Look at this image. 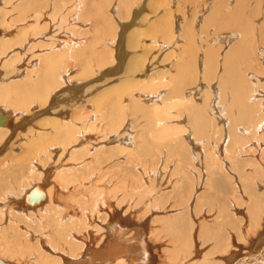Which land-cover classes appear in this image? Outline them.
<instances>
[{"label":"bare ground","instance_id":"obj_1","mask_svg":"<svg viewBox=\"0 0 264 264\" xmlns=\"http://www.w3.org/2000/svg\"><path fill=\"white\" fill-rule=\"evenodd\" d=\"M24 1L11 4L20 18L35 4L47 8L0 23L1 64L9 69L0 73V260L264 264V71L256 67L259 60L264 70V46L256 45L264 25L253 18L264 0H167L168 24L158 21L147 32L152 39L140 41L146 32L135 20L145 3L113 0L110 14L120 18L106 24L114 40L98 49V39L85 41V0ZM190 4L194 14L173 15ZM63 9L59 22L74 23L65 41L48 27ZM124 31L143 57L164 49L153 52L170 63L160 77L125 76ZM39 42L46 45L32 50ZM114 45L117 91L95 89L94 76L76 87L74 76L86 80L116 62ZM23 119L28 127L19 134Z\"/></svg>","mask_w":264,"mask_h":264},{"label":"rangeland","instance_id":"obj_2","mask_svg":"<svg viewBox=\"0 0 264 264\" xmlns=\"http://www.w3.org/2000/svg\"><path fill=\"white\" fill-rule=\"evenodd\" d=\"M3 1H5V0H1V3H0V23L2 22V21H5V24H3V26L4 27H8V26H10V20L11 21H20V20H23L25 17H28V15H31L32 13H39L40 11L39 10H41V11H43L45 8H47V4H46V2L45 3H43V6H44V8H42V3H38L37 5L35 4L34 6L37 8H35L34 6L31 8L32 10H30V11H27V12H24L25 14H23L24 15V18L22 17V18H20V16H19V11L17 12V11H15V9H12L13 8V6H15V5H12L11 6V4H12V2H14V0H6L5 2H3ZM11 1V2H10ZM67 2L69 1H71V0H66ZM96 1H100L99 3L98 2H96ZM103 1V2H102ZM143 2L142 3H145V6H143L142 7V9H141V14L139 15V17H140V19H139V17H137L136 18V20H137V22H136V20H135V23H137V25H142V27H143V30H142V32L144 33V30H145V32L146 33H144L145 35H144V37H143V35H141V36H138V37H136L137 39L139 38V41L140 40H143L144 38H148L149 37V39H152L151 37V35H149V33H147V32H149V30H151V29H154V27L155 28H157V27H159L158 26V21H160V22H162V21H165L166 22V24H168V22H167V20H168V18L166 17V15H165V10H166V2H167V0H142ZM155 3H154V2ZM4 4H3V3ZM26 2H31V0H28V1H24L23 3H26ZM223 2H226V1H223ZM264 2V1H263ZM85 4H87V7H85V11H86V14H87V10L88 9H91V10H89L91 13H90V15L88 14V15H86V16H83L84 17V20L82 19V21H83V23L84 22H86V24H87V27H86V29H84L85 31L84 32H86V33H88V34H86L85 35V41L87 40L88 42L89 41H92L93 39H98L97 40V42H100V43H98V46L96 47L97 49L98 48H101L102 46H104L105 45V43H111V39H112V41L114 40V33L113 32H110V26L109 25H114L115 26V21H114V17L115 16H117V18H118V14L117 15H115L114 17H112L113 15L112 14H110V12H111V9H110V5H113V3H115V1L113 2V0H94V2H93V0H85V2H84ZM93 4V5H90V6H88L89 4ZM154 3V4H153ZM63 4L64 3H62L61 4V6H60V8L62 9V6H63ZM84 4V5H85ZM153 4V5H152ZM39 5V6H38ZM98 5V6H97ZM103 5V6H102ZM195 4H190V5H187V6H185L184 8L182 7L181 9L180 8H175L174 9V11L173 10H171L172 12H173V15L176 17V15H178V16H181V18L182 17H184L185 16V14H184V12L187 14L188 12L190 13V12H195V10H193V7L192 6H194ZM96 6V7H95ZM99 7V10H97V8ZM112 7V6H111ZM145 7V8H144ZM153 7V8H152ZM38 8H39V10H38ZM92 8H94L93 9V12H92ZM185 8H187V9H185ZM191 8H192V10H191ZM43 9V10H42ZM103 9V10H102ZM153 9V10H152ZM262 10V14L264 13V7L263 8H261ZM38 10V11H37ZM126 10V9H125ZM124 11V10H123ZM154 11V12H153ZM17 12V13H16ZM62 12V13H61ZM57 16L58 17H56V20H54L53 21V23H52V25L50 24V22H49V25L50 26H48L49 28L50 27H52V29H51V31H55V34L56 33H58L56 36L57 37H62L64 40L63 41H65V40H67L68 38H69V36H68V33L70 34V33H72V31L68 28V27H70V25H72V24H74V23H72L71 22V20H70V22L69 21H67V23H65V22H59V18H60V20L62 19V18H64V14H65V10L63 9L62 11H61ZM1 13H2V15H1ZM17 14L16 16H15V14ZM29 13V14H28ZM64 13V14H63ZM84 13V12H83ZM93 13V14H92ZM123 13H125V12H123ZM261 13V12H260ZM28 14V15H27ZM62 14V15H61ZM101 14L102 15H106L108 18H107V22H103L102 20H101ZM194 14V13H193ZM260 15V16H258V17H253L254 19H256V22H255V24H256V26L257 25H260L261 27L264 25V15ZM5 15V16H4ZM98 15V17H96ZM108 15H110V16H108ZM190 15V16H189ZM3 17H4V19H3ZM7 17V18H6ZM190 17H191V14H188L187 15V20H190ZM88 18V19H87ZM98 18H99V20L100 21H98ZM113 18V19H112ZM120 18V17H119ZM118 18V19H119ZM148 18V19H147ZM192 18V17H191ZM93 19H94V21H93ZM196 19V18H195ZM95 20H96V22H95ZM109 20V21H108ZM147 20V21H146ZM197 20V19H196ZM196 20H193L194 22L196 21ZM216 20H218V18L216 19ZM14 21V22H15ZM110 21H111V23H110ZM131 21V20H130ZM12 23V22H11ZM55 23V24H54ZM60 23V24H59ZM64 23V24H63ZM106 23H110L109 25L108 24H106ZM156 23V25L155 26H153L152 27V24H155ZM258 23V24H257ZM13 24V23H12ZM67 24H68V26H67ZM85 24V23H84ZM93 24H95V27H92L93 26ZM218 24V23H217ZM217 24H216V22H215V24H214V29L216 30V31H218V30H220V27L219 26H217ZM14 25V24H13ZM59 25V26H58ZM62 25V26H61ZM109 27H108V26ZM64 26V27H63ZM105 26H107L106 28H108V30L105 28ZM168 26V25H167ZM260 26H258L259 28H260ZM0 27H1V24H0ZM60 27H61V29H60ZM97 27V28H96ZM150 27V28H149ZM164 27V26H163ZM96 28V29H95ZM149 28V29H148ZM1 29V28H0ZM78 29H80V28H78ZM66 30V31H65ZM88 30V31H87ZM98 30V31H97ZM105 30H107V32H105ZM224 29H221L220 31H223ZM80 31H83L82 29H80ZM75 31H73V33H74ZM98 32V33H97ZM125 32V36L126 37H124V45L122 44V51L121 52H123V54H124V57L126 58L125 60H127V61H130V63H128V67L125 69V70H123V73L125 72V76H127V77H129L130 75V78L131 77H133V76H135V75H137L138 74V76H137V78L138 77H140V76H143L144 74L143 73H145V71H147V70H149L150 71V74H148L149 76H151V73H153L152 75H156L157 76V78L158 77H160L161 76V74L160 73H163L162 71H163V65L164 66H167L166 64H170L168 61H166V63H164V61H162V60H159V59H154V57H153V52H155V50H156V55L158 54V52H159V50H160V48H161V51H163L164 52V49H162V47H160L159 45H156V46H154V49H153V52H152V54H151V57H150V53H148V54H146V55H144V56H146V57H143V55H142V53H143V49H141V48H138L139 50H137V48H134V47H131V46H129V44H128V42H127V34L129 33V31H124ZM127 32V33H126ZM97 33V34H96ZM124 34V33H123ZM105 35H108V37H107V39L105 40L104 39V37H106ZM109 35H111V36H109ZM113 35V36H112ZM149 35V36H148ZM84 37V36H83ZM109 37H111L110 39H109ZM119 37V36H118ZM66 38V39H65ZM102 39V40H101ZM136 39V41H138ZM108 40V41H107ZM154 40H156V39H154ZM130 42V41H129ZM117 43H118V39H117ZM116 43V44H117ZM260 44V45H258L257 47H263L264 46V43L260 40V41H258L257 43H256V45L257 44ZM41 44L43 45V44H45V43H42V42H39V43H37V44H35L34 46H36V47H33V45L31 46V48H33L32 50H34L35 48L36 49H39V48H41L42 46H41ZM46 45V44H45ZM11 46H13L12 44H9V43H5L4 44V46H2V48L4 47V48H7L6 50H10L9 48L11 47ZM39 46V47H38ZM157 46H159L160 48H158ZM1 48V49H2ZM103 48H105V46L103 47ZM109 48H112L113 49V52L116 54V56L117 55H119V50L117 49V48H115V45L114 46H112V47H110L109 46ZM109 48H108V50H109ZM35 49V50H36ZM5 50V49H4ZM5 50V51H6ZM12 50V49H11ZM201 50V49H200ZM199 50V51H200ZM192 50H189L188 52L190 53ZM109 52L111 53V49L109 50ZM28 53V52H27ZM20 55H22L21 53L18 55V57H20L19 59H20V61H22V60H24V56L22 55V56H20ZM28 55H31V53L29 54L28 53ZM138 55L139 56H141L140 58L138 57ZM113 57H115V55L113 54ZM142 57L144 58V59H142ZM148 57V58H147ZM116 58V62L115 63H113V62H111V61H109V66H108V64L106 65V68H104L103 69V71L101 70V71H96L95 73L98 75H96L95 73L93 74H89V76L87 75V77H86V80H85V78H79V75H76V76H74L73 77V79H74V82H75V85L76 84H78L76 87H78L79 86V84H81L82 82V84H87V83H85L87 80H89L90 81V83L91 84H93V87L96 89H99V88H102V89H100V90H103V92H104V90H115V91H117V89H118V87H119V84H120V82L118 81V80H120L119 78H118V74L120 73V71H122V70H120V69H118L117 68V65H118V61L120 60V57H115ZM132 59V62H131V59ZM138 58H139V60H138ZM145 58H147V59H145ZM107 59H110L109 57L107 58ZM118 59V60H117ZM124 60V61H125ZM142 60V61H141ZM149 60V61H148ZM255 61L254 60V58H252L251 59V61L250 62H253V61ZM259 61V60H258ZM257 61V64H256V67H257V70L259 71H264L263 70V66L261 65V63L260 62H258ZM1 62H2V60H1V58H0V73H3V72H7L9 69L6 67L5 68V66H4V63H2L1 64ZM5 62V61H4ZM134 62V63H133ZM153 62H155V64L153 63ZM250 62H247L246 63V65H243V67L241 68V74L243 75H245V77H247L248 75H249V73H251L250 72V70L248 71V69H249V66H252L251 64H250ZM110 63H111V65H110ZM199 63V62H198ZM197 63V64H198ZM260 64V66L262 67H259V64ZM134 64V65H133ZM152 64V65H151ZM126 65V64H125ZM125 65H124V68H125ZM138 65V66H137ZM150 65H151V67H150ZM154 65V66H153ZM258 65V66H257ZM133 66V67H132ZM136 66V67H135ZM200 66V65H199ZM245 66L247 67L246 69H245ZM161 67V68H160ZM197 67H198V65H197ZM255 67V68H256ZM159 68H160V70H159ZM144 69V70H143ZM198 69V68H197ZM100 70V69H99ZM157 72H156V71ZM158 71H160V72H158ZM99 72V73H98ZM244 72V73H243ZM248 73V74H246V73ZM157 73V74H156ZM199 73V72H198ZM102 74V75H101ZM128 74H129V76H128ZM159 74V75H158ZM101 75V76H100ZM90 76H94V77H90ZM90 77V78H89ZM89 78V79H88ZM125 78V77H124ZM129 78V79H130ZM78 79V80H77ZM96 79V80H95ZM129 79H127V80H129ZM80 80V81H79ZM85 80V81H84ZM79 82V83H78ZM101 82H103V83H101ZM204 82V84L205 85H208V83H209V81H203ZM200 83H202V81L200 82ZM203 84V85H204ZM217 84V83H216ZM113 85V86H112ZM81 86V85H80ZM91 86H89V88L87 87V89H91L90 88ZM92 87V88H93ZM128 88H131V87H127V89ZM72 94H74V93H72ZM79 94V93H78ZM78 94H76V95H74V98H77V100L76 101H78L79 100V98L78 97H80V95H78ZM78 95V96H77ZM259 96H261V95H259ZM69 98V97H68ZM76 101H74V102H76ZM59 102V101H58ZM68 102H69V100L66 102V103H64V105L62 104V106H65V105H67L68 104ZM58 106H60L59 105V103L57 104ZM133 119V118H132ZM24 120V121H23ZM23 120H20V122L19 123H17L18 124V131H19V134H20V131H21V133L23 134L24 132H26V128L28 127V121L26 120L25 121V119H23ZM138 121H140V120H138ZM137 120L135 121L136 122V124L135 125H137L139 122H138ZM27 122V123H26ZM26 123V124H25ZM141 123V122H140ZM264 124V123H263ZM20 127V128H19ZM140 127V126H139ZM139 127L137 128L136 127V129H139ZM137 133V132H136ZM136 133H135V135H136ZM113 177V175L112 174H110L107 178L108 179H110V180H112V177ZM180 178V177H179ZM175 179H178L177 178V176H175L174 177V180ZM118 181V180H117ZM117 181L115 180V183H117ZM176 182V183H175ZM99 183H101V184H99ZM98 184L100 185V186H102V180L100 181V182H98ZM173 185L174 186H178V188L176 189L177 191H178V195H177V191L175 190L174 192H175V194H170L169 195V203H174V205H175V200L176 199H178L177 201H179V187H180V185L177 183V181H174V183H173ZM173 185H171V189H172V187H174ZM264 185H261L259 188L261 189V192H264ZM263 189V190H262ZM173 190V189H172ZM170 193H171V191H170V189L168 190ZM200 193L202 192V191H199ZM173 193V192H172ZM171 195H174L173 197L174 198H172V196ZM175 195L177 196V198L175 199ZM171 196V197H170ZM169 203H168V205H169ZM205 248H206V250H205ZM203 249V252L204 253H207L208 251H210V249H211V246H209V245H206L204 248H202Z\"/></svg>","mask_w":264,"mask_h":264},{"label":"water","instance_id":"obj_3","mask_svg":"<svg viewBox=\"0 0 264 264\" xmlns=\"http://www.w3.org/2000/svg\"><path fill=\"white\" fill-rule=\"evenodd\" d=\"M35 203V202H34ZM33 204V203H32ZM0 264H10V263H5L2 260H0Z\"/></svg>","mask_w":264,"mask_h":264}]
</instances>
